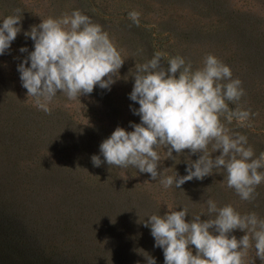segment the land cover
<instances>
[{"label":"rangeland","instance_id":"rangeland-1","mask_svg":"<svg viewBox=\"0 0 264 264\" xmlns=\"http://www.w3.org/2000/svg\"><path fill=\"white\" fill-rule=\"evenodd\" d=\"M16 8L23 13L22 31L0 55V264H147L143 251L164 264L143 222L164 215L167 205L186 207L188 221L197 214L207 219L209 198L264 218V183L254 200L243 201L223 181V169L165 189L134 167H94L91 161L117 126L132 131L130 123H140L131 110L139 104L129 98V72L156 52L180 55L194 69L208 53L230 66L246 92L239 103L254 115L252 128L228 127L248 137L256 156L264 151V0H0V25ZM77 9L109 33L125 62L110 90L97 85L75 101L58 93L48 115L22 86L17 68L28 53L19 49L34 50L24 32L42 17ZM133 10L140 13L138 26L127 16ZM158 151L159 171L187 175L188 150L176 162L167 159V149ZM232 234L239 239L246 233ZM254 260L261 264L252 247L244 264Z\"/></svg>","mask_w":264,"mask_h":264},{"label":"clouds","instance_id":"clouds-1","mask_svg":"<svg viewBox=\"0 0 264 264\" xmlns=\"http://www.w3.org/2000/svg\"><path fill=\"white\" fill-rule=\"evenodd\" d=\"M127 16L139 25V12L133 10ZM22 18V10L16 8L2 20L0 55L22 31ZM24 35L34 42V50L19 49L28 55L17 70L28 98L48 115L58 93L75 101L90 95L97 85L110 90L120 78L125 62L121 51L100 24L78 9L59 17H42ZM129 76L134 78L129 98L139 104L131 110L140 123H130L132 131L117 126L100 144V155L91 157L94 167L104 162L120 168L131 166L150 174L165 189L173 185L180 189L187 181H202L214 169H223V181L241 200L256 198V188L264 183V151L256 156L248 137L228 127L235 122L237 128H252L254 115L239 103L246 92L242 81L233 78L230 66L208 53L202 66L194 69L180 55L156 52L151 59L136 63ZM229 102L236 107L230 108ZM161 148L175 162L188 150L187 175L176 171L166 175L171 168L158 170ZM194 155L198 159L192 160ZM206 204L205 220L197 214L188 221L186 207L177 211L167 205L164 215L151 214L143 222L151 230L155 247L163 250L164 264H244L252 247L264 264V218L256 212L242 214L230 203L218 206L212 198ZM235 230L246 234L238 239L232 234ZM142 255L147 264H156L149 253L143 251Z\"/></svg>","mask_w":264,"mask_h":264}]
</instances>
